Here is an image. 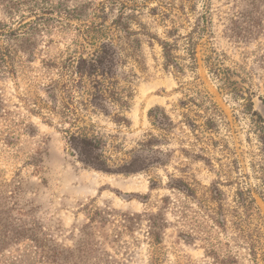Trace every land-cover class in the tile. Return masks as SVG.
<instances>
[{
	"label": "rangeland",
	"instance_id": "rangeland-1",
	"mask_svg": "<svg viewBox=\"0 0 264 264\" xmlns=\"http://www.w3.org/2000/svg\"><path fill=\"white\" fill-rule=\"evenodd\" d=\"M107 40L97 108L74 67ZM250 99L264 121V0H0V264H264Z\"/></svg>",
	"mask_w": 264,
	"mask_h": 264
},
{
	"label": "trees",
	"instance_id": "trees-1",
	"mask_svg": "<svg viewBox=\"0 0 264 264\" xmlns=\"http://www.w3.org/2000/svg\"><path fill=\"white\" fill-rule=\"evenodd\" d=\"M166 15L164 14L163 19H166ZM120 20V19H119ZM119 21H117L118 23ZM123 31H127L126 29ZM128 32V31H127ZM174 32H168L169 36L176 35ZM131 37L130 34H127L126 38ZM179 42L178 40L175 41ZM161 47L163 49V56L165 59V65H174L176 66L177 64L175 63V58H174V52L177 49V45L173 44L169 41H161ZM129 50V49H128ZM127 50V51H128ZM126 51V52H127ZM189 56L193 60V66L197 65V53H196V45L193 42L192 38L189 41ZM122 51L118 47V45L114 44V42H111V40L104 41L98 51H96L92 56L89 58H81L79 59L76 64H75V72L77 75H79L82 79H89V81L92 83L93 87V92L90 94V105L93 107H100L104 106L106 104V96L109 95L110 101L116 100L117 94H116V82L118 79V74H117V69L120 66V63H123L121 58H122ZM216 73V72H215ZM82 82L78 83V87H81ZM90 93V92H89ZM108 98V97H107ZM102 104H100V101ZM248 109L252 112L251 114L257 118L256 122L262 123V129H263V134L261 136V141L264 145V121L262 118L257 114L256 112L253 111V103L251 102V99L247 105ZM158 114V111L155 115V118ZM152 115V112H151ZM206 123H210L211 126V121H207ZM205 123V125H206ZM190 127H192V124H190ZM193 127L194 126L193 124ZM71 146L74 147L75 149L81 151V154L84 151H88L90 149H94L97 147V143L95 142L94 139H89L87 137H81L78 135H72L71 137ZM84 153V152H83ZM106 163L103 161L99 162L100 163ZM98 167V166H97ZM103 167V166H99ZM97 170H104V168H97ZM242 197V196H241ZM240 199V198H239ZM249 199L251 200L252 204H254V201L252 198L249 196ZM241 203H244V199L241 198ZM218 226L219 227H225V224L223 221H218ZM235 229L238 232H242V228L239 224H235ZM2 240H0V248L2 246ZM251 254L253 256L256 255V250L254 249V245L251 242ZM211 255L213 256L212 258L216 261L217 264H233L235 262V259L232 257L228 258H221L219 254L212 250ZM55 258V257H54Z\"/></svg>",
	"mask_w": 264,
	"mask_h": 264
},
{
	"label": "water",
	"instance_id": "water-1",
	"mask_svg": "<svg viewBox=\"0 0 264 264\" xmlns=\"http://www.w3.org/2000/svg\"><path fill=\"white\" fill-rule=\"evenodd\" d=\"M254 104V101L252 102ZM255 109V108H254ZM261 115V114H260Z\"/></svg>",
	"mask_w": 264,
	"mask_h": 264
}]
</instances>
